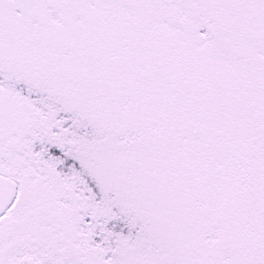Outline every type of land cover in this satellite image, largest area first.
Listing matches in <instances>:
<instances>
[{
    "label": "snow or ice",
    "instance_id": "6c2138e0",
    "mask_svg": "<svg viewBox=\"0 0 264 264\" xmlns=\"http://www.w3.org/2000/svg\"><path fill=\"white\" fill-rule=\"evenodd\" d=\"M0 264H264V0H0Z\"/></svg>",
    "mask_w": 264,
    "mask_h": 264
}]
</instances>
